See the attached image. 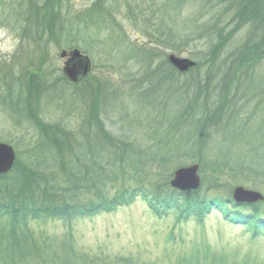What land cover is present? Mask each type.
Listing matches in <instances>:
<instances>
[{
  "label": "rangeland",
  "instance_id": "rangeland-1",
  "mask_svg": "<svg viewBox=\"0 0 264 264\" xmlns=\"http://www.w3.org/2000/svg\"><path fill=\"white\" fill-rule=\"evenodd\" d=\"M96 1L98 0H0V142L12 147L17 155L11 174L4 180L7 183H0V206H8L10 203L18 206L22 195L30 193L29 185L28 189L16 190L14 182L22 172L28 178L25 172L36 175L37 172L46 170L58 173L57 177L63 179V174L70 171L67 162L61 163L51 157L43 159L44 153L37 144V126L40 124H62L66 130L74 131L81 122L94 114L103 122L105 131L112 136L133 141L142 153L147 152V147L155 143L174 145V135L184 140L186 138L183 130L190 122H182L174 117L182 101L180 94L174 95L175 88L171 81L162 82L155 91L141 96L140 93L148 85L137 83L145 73V69L135 65L137 57L131 56L123 48L121 51L112 48V40L107 44L100 42L104 36L101 34L96 37L95 32H91L90 29L93 28L90 27V19L84 20L81 15L90 14ZM101 1L104 6L108 3V0ZM202 1L207 3L209 0H187L181 7V13L183 17H199L200 25L209 20L213 22L217 17V24L221 28L227 25L224 31L229 41L221 48L220 56L226 57L230 51H237V47L242 55L235 64L230 65L231 74L235 73L230 76L226 87L221 85L223 94L220 102L225 106L226 98L236 94L234 106L239 110L240 119L249 117L247 124L233 123L234 117L227 128L230 130L229 135L221 134L219 147L214 145L217 149L210 147V150L212 155H229L235 160L239 158L237 154L245 151L247 153L244 155H247L248 160L255 154L262 158L264 0H248V4L244 3L245 8L237 2L229 8L224 5L217 8L211 7L214 1L207 5H202ZM124 2L129 3L131 8L137 4L140 8H147L148 4H139L138 0L117 1L120 7H116L117 14H114V18L120 26L118 31L123 34L126 43L133 45L142 40L126 18ZM250 7L256 8L261 20L253 22V19L246 18L252 15H243L250 12ZM134 13L135 21L137 17L142 20V13H136V9ZM136 26L141 27L142 22ZM64 37L71 41H66ZM204 42V39L195 44L190 42L176 52L153 49L154 71L162 60L167 62L170 54L196 63L197 58L206 51ZM73 50L87 56L92 68L83 81L69 84L62 76L61 70L66 61L62 54ZM255 52L262 57L256 58ZM111 58H114L111 62H122L125 70L111 68L106 63ZM44 76L56 83L55 89L47 95L45 92L39 95V89H32L30 81H38ZM184 81L185 77L178 79V83ZM248 96L253 98H247ZM17 98L24 99V103L21 100L18 102ZM182 98L184 101V96ZM19 106L27 113L25 116L14 117ZM214 120L217 121V118L210 119L211 122ZM226 122L225 118L222 127ZM180 123L182 124L177 126V132L173 134L175 128L172 130V127ZM183 164L187 166L191 162ZM198 166V174L200 178L203 176L204 181L211 175L209 168L203 165V172H200L201 164ZM165 170L164 174L169 172L172 176L174 169L168 166ZM218 178L221 186H231L233 190L242 186L247 190L257 191L263 197L258 202H264V188L256 190L250 183L243 184L241 177L234 181L226 175ZM221 194L224 193H217ZM89 202L85 197L77 200L84 207ZM5 221V218H0V227ZM28 222L33 234H45L49 238L51 250L53 248L58 254L81 256L76 257L77 261L72 258L76 264H171L177 258L189 255L196 256L199 261H203L205 256H217L228 263H239L243 258L249 257L255 259L257 264H264V235L252 240L249 230L227 223L217 211H211L201 223L194 219L177 222L171 215H154L138 198L131 205L108 214L85 216L68 222L49 218ZM204 247L208 248V255L195 251H202ZM26 257L25 262L18 261L17 264H44L50 259L41 257V261H34L33 257Z\"/></svg>",
  "mask_w": 264,
  "mask_h": 264
},
{
  "label": "trees",
  "instance_id": "trees-1",
  "mask_svg": "<svg viewBox=\"0 0 264 264\" xmlns=\"http://www.w3.org/2000/svg\"><path fill=\"white\" fill-rule=\"evenodd\" d=\"M117 1L108 0L104 6L103 2L98 0L90 14L85 13L81 16L84 20L90 19V27L93 28L90 30L95 32L96 37L101 34L104 36L102 40L99 38L97 40L104 44L112 40L114 43L112 48L120 51L123 48L131 56L137 57L135 65L145 69L142 80H137V83L148 85L140 93L141 96L155 91L160 87V83L171 81L175 88L174 95L180 94L182 101L174 117L182 122H190L183 130L186 138L184 140L174 135L173 139L176 142L174 145L155 143L147 147V152L142 153L143 151L138 149L133 141L112 136L110 132L105 131L103 122L94 114L81 122L76 132L66 130L60 124L38 125L37 144L44 153L43 159L51 157L61 163L67 162L70 171L63 174L65 175L63 179L57 177L58 173H49L46 170L39 171L36 175L25 172L28 178H25L23 172L16 177L14 182L16 190L28 189V185L31 189L28 195H22L20 205L10 203L8 206H0V218L7 220L0 227V264L25 262L27 255L33 257L34 261H41V257H50L44 264H76L72 258L77 261L76 257L81 256L58 254L53 248L51 250L49 238L45 234L42 236L33 234L28 227V221L49 218L68 222L80 217L108 214L120 207L131 205L138 198L158 217L171 215L177 222L194 219L201 223L211 211H217L227 223L249 230L252 240L264 235V202L251 205L236 204L231 196V186H221L218 178L226 175L234 181L241 177L243 184L250 183L256 190L264 188V157L259 158L255 154L248 160L247 155H244L247 153L245 151L236 153L239 158L235 160L229 155H212L210 150L215 146L219 147L221 134L229 135L230 130L227 128L234 117L233 123L249 122V117L245 120L239 117V110L234 106L236 94L226 98L225 106L220 102L223 87L227 86L230 76L235 73L234 71L231 74L230 65L235 64L242 55L237 47V51L235 49L230 51L226 57L220 56L221 48L229 41L224 31L227 25L221 28L217 24L218 17L213 22L212 20L203 22V25L198 24L199 17H183L181 7L187 0H138L139 4L147 3V8H140L138 4L131 8L129 3L124 2L126 18L142 40L129 45L123 39V34L118 31L120 26L114 18V14H117L116 7H120ZM212 1L214 2L211 7L217 8L221 5L229 8L236 2L245 8L244 3L248 4V0H209L207 3L202 1V5L211 4ZM47 3L48 1L45 2L46 5ZM135 9L136 13L143 14L142 20H138L139 17L134 20ZM249 11L243 15L252 16L246 18L253 19V22L261 20L256 8L250 7ZM140 22L142 26H136ZM262 24L264 26V22ZM201 39L205 40L204 45L207 48L197 58L193 70L182 75L162 60L154 71L153 49L176 52L190 42L195 44ZM254 56L262 57L256 52ZM111 60L114 58L106 62L111 68L125 70L122 62L116 63ZM181 77H185L184 83H178ZM30 82L33 89L34 80ZM41 82H38L39 95L49 89L48 81L44 85L45 80ZM239 96L241 97L240 94ZM252 98L253 96L250 99ZM18 111L20 116L27 113L25 110ZM213 117L217 118V121L211 122L210 119ZM225 118L227 122L222 127ZM181 124L172 127V130L175 128L173 134ZM189 161L200 163V172H203V165H207L211 175L204 181L201 176V186L195 191L179 192L171 189L169 186L171 174L169 172L164 174L165 169L168 166L175 169ZM5 179L7 176L0 177V183H7ZM219 192L224 194L217 195ZM83 197L90 200L86 207L77 203V200ZM195 251L198 254H209L206 247L202 248V251ZM92 263L96 262H90ZM171 264L257 263L255 259L249 257L243 258L239 263H228L217 256H205L203 261H199L196 256L189 255L179 257Z\"/></svg>",
  "mask_w": 264,
  "mask_h": 264
},
{
  "label": "water",
  "instance_id": "water-1",
  "mask_svg": "<svg viewBox=\"0 0 264 264\" xmlns=\"http://www.w3.org/2000/svg\"><path fill=\"white\" fill-rule=\"evenodd\" d=\"M64 56V54H62ZM168 63L179 73H186L196 66V63L187 58H178L170 54L167 58ZM81 76H86L90 71V63L87 57H83L77 50H74L68 62L65 64L63 72L67 79L76 82L78 72ZM15 156L11 147L0 143V175L8 173L14 163ZM198 165L177 169L173 173L170 182L172 188L181 191L196 190L199 187L200 179L197 175ZM262 196L253 191L237 187L233 190V199L237 203H255L262 200Z\"/></svg>",
  "mask_w": 264,
  "mask_h": 264
},
{
  "label": "flooded vegetation",
  "instance_id": "flooded-vegetation-1",
  "mask_svg": "<svg viewBox=\"0 0 264 264\" xmlns=\"http://www.w3.org/2000/svg\"><path fill=\"white\" fill-rule=\"evenodd\" d=\"M73 49H74V48H73ZM70 53H71V52H68V53H65V54L63 53V54H64V58L66 59V62H67L68 59L70 58V55H71ZM66 62H65V63H66ZM79 73H80V71L78 72V74H79ZM77 78H79V77H77Z\"/></svg>",
  "mask_w": 264,
  "mask_h": 264
}]
</instances>
